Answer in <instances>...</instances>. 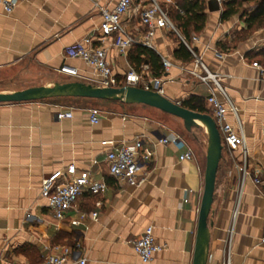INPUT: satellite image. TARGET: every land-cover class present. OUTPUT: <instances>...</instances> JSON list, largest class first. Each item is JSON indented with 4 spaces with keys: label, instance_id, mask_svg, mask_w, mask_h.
I'll return each instance as SVG.
<instances>
[{
    "label": "crops",
    "instance_id": "obj_1",
    "mask_svg": "<svg viewBox=\"0 0 264 264\" xmlns=\"http://www.w3.org/2000/svg\"><path fill=\"white\" fill-rule=\"evenodd\" d=\"M203 1L206 21L202 31L192 33L199 36L195 51L208 70L217 74L235 108V114L226 113L225 121L236 131L240 126L246 150L244 159L242 148L231 151L223 147L209 215L207 264H225L227 257L230 264H264V78L251 65L264 63V30L230 45L229 33L238 20H221L222 7L208 11L210 0ZM117 2L16 0L11 13L0 3V92L71 81L93 84L94 69L69 52L97 29L99 7H113ZM122 20L131 29L126 16ZM153 44L154 51L172 63L165 75L163 96L179 104L190 96L199 97L209 111L205 101L209 87L186 71L194 59L174 57L178 38L157 30ZM106 46L113 80H123L131 66L127 53L120 54L109 42ZM64 64L76 68L78 74L62 73ZM91 100L0 104V264H42L54 247L72 246L76 241L81 245L80 254L72 261L83 257L86 264H140L129 241L149 225L156 242L163 246L149 264H192L206 146L194 151L166 124L148 117L146 108L151 107L142 104L94 100L103 104L96 108L99 121L92 124V107L87 102ZM69 110L71 118L56 119V112ZM163 138L167 144L159 141ZM176 138L179 141L174 142ZM134 139L142 141L149 160L139 172L141 182L128 186L108 175L105 155L113 144ZM186 147L192 149L194 158L180 161L178 156ZM68 164L107 183L103 193L84 194L77 200L78 210L95 211L97 217L76 227H70L73 210L58 223L40 195L42 179ZM241 166L249 175L243 174Z\"/></svg>",
    "mask_w": 264,
    "mask_h": 264
},
{
    "label": "built area",
    "instance_id": "obj_2",
    "mask_svg": "<svg viewBox=\"0 0 264 264\" xmlns=\"http://www.w3.org/2000/svg\"><path fill=\"white\" fill-rule=\"evenodd\" d=\"M216 1L222 7L224 3L230 0ZM0 3L6 13H11L15 7L16 0H0ZM170 3L175 4L174 0H118L113 7H99L101 18L99 26L93 32L84 36L69 54L94 69L97 77L94 79L93 85L101 88L133 86L163 95V85L166 81L165 75L172 66L171 61L167 57L160 56L162 68L160 76L151 75L149 66L142 64L138 70L129 66L123 80L116 82L113 80L111 65L106 59V42H109L110 46L114 47L120 54L125 55L136 44L154 50L153 37L157 30H165L175 35L194 59L193 66L191 69L186 70L187 73L209 87V94L205 101L209 106L208 112L220 133L223 147L231 151L242 148L245 159V138L240 126L236 131L225 121L226 113L231 111L235 114V108L227 99L217 74L210 72L197 55L195 44L199 41V36L192 34L189 38L184 37L181 30L172 21L168 8L164 7ZM123 16H126V22L132 24L131 29H126L122 20ZM262 29L264 30V26ZM251 65L264 78V65L258 62H252ZM60 71L71 76L78 74L76 68L66 64L60 67ZM216 92L223 99H218ZM55 117L57 120L71 118L72 111H58ZM99 117L100 113L97 109H89L90 123H97ZM176 139L173 141H179L178 138ZM159 141L164 144L168 143L166 138ZM180 143L184 145V142L181 141ZM193 158L194 154L190 147H186L178 156L180 161H190ZM147 160H149V155L143 152L140 139L113 144L105 155L108 175L117 183L127 184L128 186H137L141 182L139 172ZM240 170H242L244 175H249L244 166H241ZM253 181L255 184H259L257 177H254ZM106 188L107 183L104 179L93 178L89 171L79 170L75 164H68L64 168L52 171L42 179L40 195L45 199L47 209H49L58 223H62L66 213L73 210L75 217L70 220V227H76L82 225L88 218L95 220L97 217V212L95 211L84 212L78 210L76 206L77 200L84 194H101ZM184 202H187V198H184ZM129 244L138 256L140 264H149L153 256L163 249V246L156 242L153 236V228L150 225L144 228L140 236L130 240ZM80 248L81 245L78 241L72 246H56L47 254L42 264H86V260L83 257H78L72 261L74 255L80 254ZM225 264H230L229 257H227Z\"/></svg>",
    "mask_w": 264,
    "mask_h": 264
},
{
    "label": "water",
    "instance_id": "obj_3",
    "mask_svg": "<svg viewBox=\"0 0 264 264\" xmlns=\"http://www.w3.org/2000/svg\"><path fill=\"white\" fill-rule=\"evenodd\" d=\"M208 11L219 10L216 0L207 3ZM58 98H86L102 101H117L125 104H142L182 120L186 131L203 127L207 134V148L205 155V169L203 177V192L198 211L195 244L192 264H207L210 222L213 194L215 189L216 172L222 157L223 145L220 133L213 118L209 114H202L188 110L179 103L167 99L153 91L138 87H105L80 81L54 83L51 86H33L12 92H0V104L23 103Z\"/></svg>",
    "mask_w": 264,
    "mask_h": 264
},
{
    "label": "trees",
    "instance_id": "obj_4",
    "mask_svg": "<svg viewBox=\"0 0 264 264\" xmlns=\"http://www.w3.org/2000/svg\"><path fill=\"white\" fill-rule=\"evenodd\" d=\"M249 0H230L222 5L221 20H228L238 13L239 5ZM258 5L247 14L244 23L246 30L256 31L264 26V0H258ZM174 5L169 11L172 21L181 30L184 37L189 38L192 33L202 31L205 21V5L203 0H174ZM176 7V8H175ZM174 57L183 61L192 60V56L183 44L174 51ZM128 63L138 70L142 64H147L151 73L160 76L162 73L160 56L152 49L136 44L127 52ZM261 64V61H258ZM116 102V101H111ZM180 105L188 110L202 114H209L204 100L199 97L190 96L183 100ZM210 115V114H209Z\"/></svg>",
    "mask_w": 264,
    "mask_h": 264
},
{
    "label": "rangeland",
    "instance_id": "obj_5",
    "mask_svg": "<svg viewBox=\"0 0 264 264\" xmlns=\"http://www.w3.org/2000/svg\"><path fill=\"white\" fill-rule=\"evenodd\" d=\"M258 2H259L258 0H249L247 2H244L242 5H239L238 13H236L235 15L229 18L234 20L235 22L238 20V23L237 22L235 23L236 26H234L229 33V36L231 38V43H229L230 45L243 42L246 39L256 35L257 32H259L262 29L260 28L256 31L253 30L249 31L246 30V26L244 23L245 17L247 16L248 13H250L251 11H253V9L256 8ZM164 7L170 9L171 7H173V4L172 3L166 4ZM64 102H69V100H65ZM87 102L89 107H92L94 109L100 107L103 104L101 103V101H94V100ZM71 103H73V101H71ZM146 115L156 121H160L166 124L172 130H174L178 135H180L181 138L185 140L192 147L194 151L197 152L199 150H202L204 149V146H206L207 148V141L205 140V136L207 138V134L206 132L204 134L202 129L203 127H198L200 128L199 130L198 128H192L191 131H186L181 121H179L178 119H174L170 115L164 114L161 111L153 108L151 109L146 108ZM204 158H205V154H204Z\"/></svg>",
    "mask_w": 264,
    "mask_h": 264
}]
</instances>
